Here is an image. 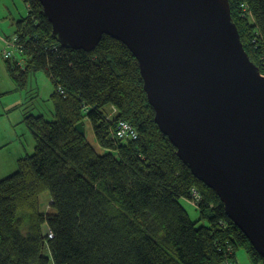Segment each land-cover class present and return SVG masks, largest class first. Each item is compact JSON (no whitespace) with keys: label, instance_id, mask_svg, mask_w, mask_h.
I'll return each mask as SVG.
<instances>
[{"label":"trees","instance_id":"16d2710c","mask_svg":"<svg viewBox=\"0 0 264 264\" xmlns=\"http://www.w3.org/2000/svg\"><path fill=\"white\" fill-rule=\"evenodd\" d=\"M23 1L28 13L14 38L26 65L8 67L19 86L30 73L49 76L54 120L25 117L34 152L0 180V264H50V256L54 264H238L240 249L264 264L160 131L130 50L108 36L91 53L63 48L40 1ZM229 1L244 48L264 75V0ZM120 120L138 131L137 140L116 138ZM87 125L103 153L89 142ZM194 193L201 196L198 222L182 204Z\"/></svg>","mask_w":264,"mask_h":264},{"label":"water","instance_id":"95a60500","mask_svg":"<svg viewBox=\"0 0 264 264\" xmlns=\"http://www.w3.org/2000/svg\"><path fill=\"white\" fill-rule=\"evenodd\" d=\"M39 1L61 47L91 53L108 36L130 50L160 131L264 258V75L230 1Z\"/></svg>","mask_w":264,"mask_h":264},{"label":"rangeland","instance_id":"374dc122","mask_svg":"<svg viewBox=\"0 0 264 264\" xmlns=\"http://www.w3.org/2000/svg\"><path fill=\"white\" fill-rule=\"evenodd\" d=\"M27 13L28 7L23 0H0V180L17 171L20 158L34 152L35 142L24 122L25 117L32 114L44 116L48 121L54 120V105L51 101L54 86L49 76L44 71L30 73L26 85L19 86L2 55L7 42L15 36L17 22ZM14 59H21L19 53H15ZM86 127L89 142L99 149L91 126ZM46 196H43L44 208ZM182 204L191 220L198 222L196 207L185 200ZM201 224L203 221L199 226ZM236 259L238 264H254L242 249L236 252Z\"/></svg>","mask_w":264,"mask_h":264},{"label":"bare ground","instance_id":"6f19581e","mask_svg":"<svg viewBox=\"0 0 264 264\" xmlns=\"http://www.w3.org/2000/svg\"><path fill=\"white\" fill-rule=\"evenodd\" d=\"M51 24V23H50ZM52 25V24H51ZM53 27V26H52ZM15 53H19L21 59L20 60H16L14 59V56H15ZM2 55L4 57V59L8 62V63H13V64H16L17 66H19L22 70L25 69V56L23 55L22 53V50L20 49V47L18 46V40L17 38H13V40L11 41H8L7 42V45L5 47V49L2 51ZM13 60V61H12ZM128 123V122H127ZM130 124V123H129ZM116 131H117V126H116ZM135 133L137 135L136 138H120L119 136H117L116 138L119 140V141H135L139 138V133L138 131L135 129ZM99 153H103L102 150L99 148V149H96ZM200 194H197V193H194L192 196H191V199L189 200H185L187 202H190L191 205L197 207V204L198 202L201 200L200 198ZM44 200V197L41 198V201L43 202ZM47 204L46 206L50 209L51 206L53 205V200L51 199L50 196H46L45 198ZM49 261H50V264H54L53 262V258L50 256L48 257Z\"/></svg>","mask_w":264,"mask_h":264},{"label":"built area","instance_id":"2783aa9c","mask_svg":"<svg viewBox=\"0 0 264 264\" xmlns=\"http://www.w3.org/2000/svg\"><path fill=\"white\" fill-rule=\"evenodd\" d=\"M120 138H136L135 128L126 121L120 120L117 124L116 137Z\"/></svg>","mask_w":264,"mask_h":264}]
</instances>
